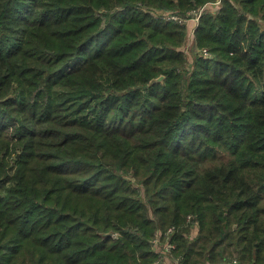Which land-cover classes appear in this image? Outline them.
I'll list each match as a JSON object with an SVG mask.
<instances>
[{
  "label": "trees",
  "instance_id": "1",
  "mask_svg": "<svg viewBox=\"0 0 264 264\" xmlns=\"http://www.w3.org/2000/svg\"><path fill=\"white\" fill-rule=\"evenodd\" d=\"M216 1L0 0V264H165L170 229L264 264V0L204 12L192 65L165 17Z\"/></svg>",
  "mask_w": 264,
  "mask_h": 264
},
{
  "label": "rangeland",
  "instance_id": "2",
  "mask_svg": "<svg viewBox=\"0 0 264 264\" xmlns=\"http://www.w3.org/2000/svg\"><path fill=\"white\" fill-rule=\"evenodd\" d=\"M213 7L214 6H212V4L211 5L209 4L208 7L206 8L207 12H210L209 10H212ZM167 14H172V13L168 12V13H166V15ZM182 19L185 20V22H186L185 24L187 25V37H186V41H185L182 49L184 50V52L188 58L189 65H192L194 58L196 57V54L198 53V50L195 46V35H194V33L196 31V28L198 26L199 21H197L195 14H193L189 19H184V17H182ZM196 233H197V228L195 227V228H193V230L190 234V238L194 239L196 237ZM158 235H160V234H158ZM165 246H166L165 236L162 235V240H161V242L158 243L156 250L160 254L161 260L165 264H174V261L178 257H176V255L172 252H167ZM229 264H231V262H229Z\"/></svg>",
  "mask_w": 264,
  "mask_h": 264
},
{
  "label": "built area",
  "instance_id": "3",
  "mask_svg": "<svg viewBox=\"0 0 264 264\" xmlns=\"http://www.w3.org/2000/svg\"><path fill=\"white\" fill-rule=\"evenodd\" d=\"M212 4V6H214L213 8H212V10H209L211 13H216V11L219 9V7H220V5H221V0H217L216 2H213V3H210V5ZM209 5V4H208ZM208 5H206L205 7H203V8H201L200 10H198V11H196L195 12V16H196V18H197V21H199L200 20V17L204 14V12H207V10H206V8L208 7ZM165 17H166V19H168V20H171V19H174V20H177V21H179V22H181V23H186L185 22V20H183L182 18H180V17H178V16H174V15H172V14H167V15H165ZM194 35H195V33H194ZM202 53L204 54V55H206V56H209V52L206 50V49H203L202 50ZM173 233H174V231H173V229H170V230H168V232L164 235L165 236V243H166V251L167 252H172V253H174V249H175V244H174V242L171 240V236L173 235ZM158 237L157 238H155L154 240H153V247H154V250L156 251V252H158L157 250H156V247L158 246V243L159 242H161V240H162V235L160 234V235H157ZM174 264H183L182 263V261H181V259L178 257V258H176V260L174 261ZM231 264H239L238 263V261L237 260H233L232 262H231Z\"/></svg>",
  "mask_w": 264,
  "mask_h": 264
},
{
  "label": "water",
  "instance_id": "4",
  "mask_svg": "<svg viewBox=\"0 0 264 264\" xmlns=\"http://www.w3.org/2000/svg\"><path fill=\"white\" fill-rule=\"evenodd\" d=\"M163 78H164L163 76H162V77H160V78L158 79V81H161V80H163Z\"/></svg>",
  "mask_w": 264,
  "mask_h": 264
}]
</instances>
